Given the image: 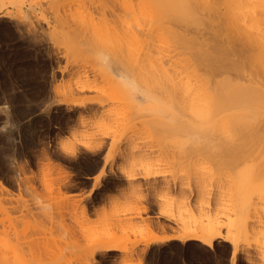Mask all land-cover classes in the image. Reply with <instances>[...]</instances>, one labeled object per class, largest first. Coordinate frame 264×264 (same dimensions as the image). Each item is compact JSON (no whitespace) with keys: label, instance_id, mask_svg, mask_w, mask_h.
Returning a JSON list of instances; mask_svg holds the SVG:
<instances>
[{"label":"rangeland","instance_id":"1","mask_svg":"<svg viewBox=\"0 0 264 264\" xmlns=\"http://www.w3.org/2000/svg\"><path fill=\"white\" fill-rule=\"evenodd\" d=\"M30 1L0 0V198L16 222L10 236L0 215V264H231L222 239L151 243L181 232L168 218L201 225L213 210L220 224L246 225L234 263L259 264L264 205L241 189L262 181L257 160L236 143L216 153L145 132L144 95L112 94L117 72H97L89 30L57 27L49 0ZM106 240L122 251H101Z\"/></svg>","mask_w":264,"mask_h":264},{"label":"bare ground","instance_id":"2","mask_svg":"<svg viewBox=\"0 0 264 264\" xmlns=\"http://www.w3.org/2000/svg\"><path fill=\"white\" fill-rule=\"evenodd\" d=\"M10 1L19 5L21 0ZM49 2L57 13L54 20L57 27L63 29L72 21L82 27L76 26L81 30L80 35L84 34L83 29L89 30L90 34L86 30L88 34L85 33L84 37L88 36L90 40L86 39V45L80 46L87 47L83 49L92 53L89 58L94 59L97 72L100 68V73H105L107 78L113 71L117 72V80L110 78L113 95L129 98L134 93L144 95L145 132L154 131L158 137L167 132L166 137L172 136L175 142H189L200 149L208 145L213 149L222 147V143H236L239 149H244H241L242 153L246 152L245 157L251 158L250 153L257 160L259 165H256L264 172V0ZM66 42L65 39L61 43ZM69 45L72 48L71 42ZM78 47L77 52L80 50L78 53L82 56L84 50ZM85 148L91 152L99 150L96 146ZM239 149L235 153L241 154ZM216 150L219 152L218 148ZM215 152L210 155L214 156ZM253 170L255 172L256 166ZM263 178L261 176L259 184L250 188L249 184L248 187L243 185L245 189L243 186L241 189L243 195L247 191V197L256 194L252 196L264 205ZM95 183L92 187L96 186ZM3 203L0 198L1 222L10 224L12 228L8 233L13 236L15 227L11 222L15 219V207ZM187 205L192 207H189L191 210H197L196 213L202 211L201 204L187 202ZM202 215L207 222L201 225L167 217L178 228L181 225V232L151 243L195 240L212 248L214 241L222 239L231 244V264H235L238 243L247 239L246 225L238 230L233 222L220 224L214 210ZM262 217L261 227L264 225ZM222 228L226 229L224 233ZM9 235L5 234L8 238ZM99 245L104 252L122 251L112 240L101 241ZM256 249L259 264H264V233L260 234Z\"/></svg>","mask_w":264,"mask_h":264},{"label":"snow or ice","instance_id":"3","mask_svg":"<svg viewBox=\"0 0 264 264\" xmlns=\"http://www.w3.org/2000/svg\"><path fill=\"white\" fill-rule=\"evenodd\" d=\"M90 186V185H89Z\"/></svg>","mask_w":264,"mask_h":264}]
</instances>
